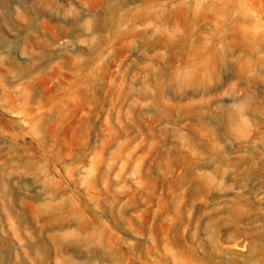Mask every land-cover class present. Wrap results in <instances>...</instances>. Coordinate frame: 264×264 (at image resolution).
Returning a JSON list of instances; mask_svg holds the SVG:
<instances>
[{
    "label": "rangeland",
    "instance_id": "374dc122",
    "mask_svg": "<svg viewBox=\"0 0 264 264\" xmlns=\"http://www.w3.org/2000/svg\"><path fill=\"white\" fill-rule=\"evenodd\" d=\"M0 264H264V0H0Z\"/></svg>",
    "mask_w": 264,
    "mask_h": 264
}]
</instances>
